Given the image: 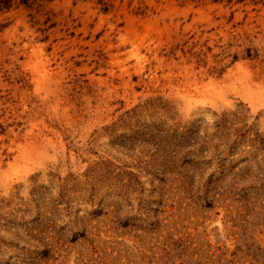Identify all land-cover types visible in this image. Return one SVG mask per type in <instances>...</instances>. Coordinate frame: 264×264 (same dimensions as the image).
<instances>
[{
  "label": "rangeland",
  "instance_id": "rangeland-1",
  "mask_svg": "<svg viewBox=\"0 0 264 264\" xmlns=\"http://www.w3.org/2000/svg\"><path fill=\"white\" fill-rule=\"evenodd\" d=\"M3 2L0 264H264V0Z\"/></svg>",
  "mask_w": 264,
  "mask_h": 264
},
{
  "label": "trees",
  "instance_id": "trees-1",
  "mask_svg": "<svg viewBox=\"0 0 264 264\" xmlns=\"http://www.w3.org/2000/svg\"><path fill=\"white\" fill-rule=\"evenodd\" d=\"M23 1H27V0H23ZM2 2H3V0H0V6H3V5H2L3 3H4V4H5V3L8 4V1H5V2H3V3H2Z\"/></svg>",
  "mask_w": 264,
  "mask_h": 264
}]
</instances>
